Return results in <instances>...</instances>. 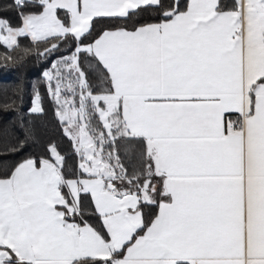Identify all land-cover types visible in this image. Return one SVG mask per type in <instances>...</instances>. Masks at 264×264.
Segmentation results:
<instances>
[{
	"label": "snow or ice",
	"instance_id": "obj_1",
	"mask_svg": "<svg viewBox=\"0 0 264 264\" xmlns=\"http://www.w3.org/2000/svg\"><path fill=\"white\" fill-rule=\"evenodd\" d=\"M6 10L16 22L0 15V45L30 37L46 45L41 56L64 49L43 77L79 163L69 178L50 141L0 178V264H264V0H10ZM149 12L158 22L127 26ZM32 105L44 112L38 90Z\"/></svg>",
	"mask_w": 264,
	"mask_h": 264
},
{
	"label": "trees",
	"instance_id": "obj_2",
	"mask_svg": "<svg viewBox=\"0 0 264 264\" xmlns=\"http://www.w3.org/2000/svg\"><path fill=\"white\" fill-rule=\"evenodd\" d=\"M186 0H181L182 5ZM10 0H0V15L12 16L14 13L6 10ZM61 16L64 15L61 11ZM158 22L154 12L143 13L139 17H133L127 26L131 28L133 23ZM105 25L97 24L93 32L96 35ZM91 40V37L89 38ZM18 48L8 49L0 45V178L22 159L29 156L45 155V147L50 141H55L59 151L65 156V173L71 178V174L77 170L79 157L74 153L71 141L61 131V126L55 115L56 105L48 94L44 82L43 72L51 67V63L64 52L41 56L46 47L44 43H34L28 37L18 38ZM34 49L30 55L23 56V49ZM4 57H11L5 61ZM94 63V62H93ZM6 64V66H4ZM90 83L96 87L99 83L98 75L93 68L85 62ZM42 98L44 112L31 114L30 108L36 91ZM24 129H31V136L24 146L17 151H12L18 140L24 139ZM121 157L125 164L129 163L124 155V146L120 145ZM64 191V190H63ZM85 219L89 223L97 224L98 219L90 205V200H84ZM156 213V207L144 209L146 221H150Z\"/></svg>",
	"mask_w": 264,
	"mask_h": 264
},
{
	"label": "crops",
	"instance_id": "obj_3",
	"mask_svg": "<svg viewBox=\"0 0 264 264\" xmlns=\"http://www.w3.org/2000/svg\"><path fill=\"white\" fill-rule=\"evenodd\" d=\"M186 2H187V0L185 1V3H186ZM28 38L31 40L30 37H28ZM232 119H236L235 115L232 116ZM78 163H79V162H78ZM64 191L67 192V189H64ZM157 211H158V209L156 208V212H157Z\"/></svg>",
	"mask_w": 264,
	"mask_h": 264
},
{
	"label": "rangeland",
	"instance_id": "obj_4",
	"mask_svg": "<svg viewBox=\"0 0 264 264\" xmlns=\"http://www.w3.org/2000/svg\"><path fill=\"white\" fill-rule=\"evenodd\" d=\"M33 100V99H32ZM33 105L31 104V107H32Z\"/></svg>",
	"mask_w": 264,
	"mask_h": 264
}]
</instances>
